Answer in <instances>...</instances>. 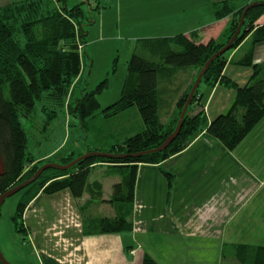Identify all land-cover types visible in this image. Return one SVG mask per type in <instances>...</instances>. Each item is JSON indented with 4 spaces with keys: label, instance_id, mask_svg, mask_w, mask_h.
Segmentation results:
<instances>
[{
    "label": "trees",
    "instance_id": "1",
    "mask_svg": "<svg viewBox=\"0 0 264 264\" xmlns=\"http://www.w3.org/2000/svg\"><path fill=\"white\" fill-rule=\"evenodd\" d=\"M260 3L246 11L239 36L232 46L235 49L251 35L247 55L233 64L251 67L252 77L245 86H237L223 75L227 63L225 54L215 58L203 75L187 112L200 98L202 84L211 88L220 84L232 89V104L225 113L207 124L202 112L204 104L200 102L199 111L193 116L186 113L179 134L161 152L154 150L174 132L194 81L183 94L180 92L182 81L174 83L173 89L159 85L160 81H169L173 77L179 81L180 74L190 71L186 69H197L198 75L204 64L232 38L247 6L236 11L227 0L214 2L212 11L216 21L228 16L230 20L216 39L206 43L199 40L198 31L138 41L128 62L133 81L127 82L121 97L105 107L101 115L110 119L135 107L143 129L107 151H86L90 155L67 171L45 170L35 182L20 191L22 199L17 204L12 222L23 242L26 239L23 214L39 194L54 195L67 190L76 199L85 193H90L92 201L101 199V184L89 182L90 170L97 164L121 170L122 175L112 186L108 203L124 210L102 218L99 233L131 232L133 226L128 217L132 211L128 212L127 208L133 207L134 185L140 165L162 163L183 151L201 132L206 140L217 141L228 151H233L246 138L264 117V70L252 63L254 47L264 43V25H257L264 14V5ZM81 6L82 3L67 9L64 0H12L9 5L0 7V195L30 179L43 165L53 163L35 161L27 151L28 138L22 119L32 118L36 102H43L42 110H48L49 119L64 109L82 123L91 119L100 107L97 95L105 86L104 82L71 102L75 83L82 74L87 36ZM173 104L178 112L172 123L165 125L163 119ZM81 156L69 154L61 157L60 165H67ZM255 253L252 264H264V248H258ZM242 263L245 264L244 260ZM143 264L154 262L145 257Z\"/></svg>",
    "mask_w": 264,
    "mask_h": 264
},
{
    "label": "crops",
    "instance_id": "2",
    "mask_svg": "<svg viewBox=\"0 0 264 264\" xmlns=\"http://www.w3.org/2000/svg\"><path fill=\"white\" fill-rule=\"evenodd\" d=\"M11 1L0 0V7ZM226 23L215 19L201 27V35L207 33L200 35L201 42L216 39ZM257 25H264V14ZM250 45L248 35L227 57L223 71L239 87L248 83L253 69L233 63L245 58ZM253 64L264 70V43L254 47ZM199 91L206 97L207 124L234 99V91L219 85L207 95ZM203 137L197 135L158 165L138 167L133 207L127 208L131 232L99 233L102 218L124 210L108 203L111 193L106 195V184L97 180L100 200L92 201L90 193L76 199L67 190L36 196L23 214L25 242L13 226L14 212L9 213L1 254L11 264H143L145 257L154 264H252L256 250L264 248V117L233 151ZM52 155L34 160L46 162ZM119 180L107 183L108 188ZM91 204L98 211L85 218L82 207Z\"/></svg>",
    "mask_w": 264,
    "mask_h": 264
},
{
    "label": "rangeland",
    "instance_id": "3",
    "mask_svg": "<svg viewBox=\"0 0 264 264\" xmlns=\"http://www.w3.org/2000/svg\"><path fill=\"white\" fill-rule=\"evenodd\" d=\"M64 1L67 9H71L75 5L82 3L81 7L84 11L82 23L85 25V31H87L82 59V78L81 82L78 83L79 85L75 86L71 102L76 98H80L83 92L95 90L102 82L105 83V86L101 89L100 94L97 95L100 105L98 111H96L91 119L86 120L84 123L68 115L64 109L58 110L56 115L49 119L50 114L48 110H42L43 102H36L32 118L22 119V124L28 138V153L34 159H38L47 153H51L52 155L53 151L57 149L54 155L44 160L46 162L52 161L57 165H60L61 157L71 152L75 155L82 154L83 156L86 154L85 149L87 151H107L112 145L122 143L126 138L140 132L143 129V124L135 107L110 119H104L101 115V111L105 107L113 104L121 97L123 88L127 82L133 81L134 76L130 75L128 71V62L135 47L138 45V41L147 38L171 37L193 31H198L199 35H201V27L208 25V23L213 24L215 21L212 4L223 0ZM227 1L231 3L236 11L240 8L248 7L252 3L264 2V0ZM229 17L222 19L227 22L226 26L230 20ZM89 22L91 23L87 25ZM204 34L201 36H204ZM199 40H202V38L200 37ZM233 50L231 48L226 51L224 53L225 56L228 57ZM232 68L234 70L240 69V67ZM186 70L190 71L180 74L178 76L179 81L173 77V81L162 80L159 85L168 86V88L173 89L174 83L178 84L182 81L180 92L183 94L188 85L195 81L194 79H196L198 72L197 69ZM216 85L232 90L220 84ZM212 88L202 84L199 90L202 89L207 95ZM203 97L204 95H200L195 105L188 110V116H193L191 111L194 108V111L197 108L199 111V103L202 102L204 104L202 112L206 117V100ZM177 112L175 107L174 111L171 112L174 115L172 114L163 119L164 124L170 125ZM199 135L204 136V132H201ZM97 166L95 165L91 168L89 182L102 180L106 184L107 195V193H111L112 191V188H108V184L115 179H120L122 172L120 169L108 166H99L98 164ZM21 199L22 193H17L3 203L0 209V241L3 238L2 227L3 225L4 227L8 225L9 213L14 212L13 214H15L17 204ZM86 206L82 207L83 210L81 209L85 218L91 217V211L93 214L98 211V208L92 207L95 205Z\"/></svg>",
    "mask_w": 264,
    "mask_h": 264
},
{
    "label": "water",
    "instance_id": "4",
    "mask_svg": "<svg viewBox=\"0 0 264 264\" xmlns=\"http://www.w3.org/2000/svg\"><path fill=\"white\" fill-rule=\"evenodd\" d=\"M261 5H264V2H261L260 3ZM255 5H257L256 3H252L250 4L244 11H243V14L240 18V21H239V24L237 26V29L234 33V35L232 36V38L229 40V42L220 50L218 51L216 54H214L205 64L204 66L201 68V70L199 71L194 83L192 84V87H191V90L188 94V97L183 105V108L181 110V113H180V116L178 118V121H177V124H176V127H175V130L174 132L169 135L166 140L163 142V144L157 148L156 150H154V152H161L162 150H164L165 148H167L174 140L175 138L177 137V135L179 134V131L182 127V124H183V120H184V117L187 113V109L193 99V96L196 92V90L198 89L199 85H200V82H201V79L203 77V75L205 74L207 68L209 67V65L213 62V60L215 58H217L218 56L220 55H223L226 51H228L229 49L232 48L233 46V43L234 41L237 39V37L239 36V33H240V29L242 27V24H243V20H244V15L246 13V11L252 7H254ZM90 154H85L81 157H79L78 159L74 160L73 162L67 164V165H57V164H45L43 165L41 168H39L37 170V172L30 178L28 179L27 181L23 182L22 184L8 190L7 192L3 193L2 195H0V209L3 205V203L10 197L16 195L17 193H19L20 191H22L23 189H25L26 187H28L30 184H32L33 182H35L37 180V178L47 169H54V170H60V171H67L69 170L70 168H72L80 159H83V158H86L87 156H89ZM96 155H100V156H104V157H111L109 155H104V154H99L97 153ZM0 263L1 264H11L9 263L4 257L3 255L1 254L0 252Z\"/></svg>",
    "mask_w": 264,
    "mask_h": 264
}]
</instances>
